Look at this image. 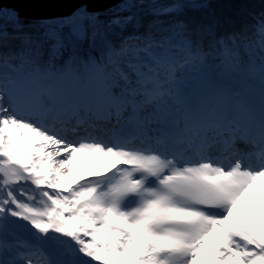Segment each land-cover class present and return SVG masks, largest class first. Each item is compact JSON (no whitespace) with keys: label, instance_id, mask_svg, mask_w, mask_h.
Here are the masks:
<instances>
[{"label":"snow or ice","instance_id":"6c2138e0","mask_svg":"<svg viewBox=\"0 0 264 264\" xmlns=\"http://www.w3.org/2000/svg\"><path fill=\"white\" fill-rule=\"evenodd\" d=\"M142 4L0 6V264H264V11Z\"/></svg>","mask_w":264,"mask_h":264},{"label":"trees","instance_id":"16d2710c","mask_svg":"<svg viewBox=\"0 0 264 264\" xmlns=\"http://www.w3.org/2000/svg\"><path fill=\"white\" fill-rule=\"evenodd\" d=\"M174 0H153L150 1H143L141 8L137 10V15L142 19L143 24L147 27L150 24H157V23H170L175 19H184L183 16H178V14H167L157 17L154 15L152 8L153 6L156 7H164L170 6ZM176 2L184 3L185 0H176ZM207 3L211 5V11L216 14V17L221 21L223 28L222 30L231 31L233 28H239L240 25L249 20L247 16V12H260L264 11V0H206ZM111 9V8H110ZM109 10V9H108ZM103 13L102 19H107L106 11L101 12ZM27 24H34L42 21H33V20H26L23 19ZM229 20L235 21L234 24L227 23ZM11 32L12 29L9 28ZM132 31L131 28L128 29V32L125 33L127 35ZM143 31V29H141ZM247 82L243 83L242 85L247 86ZM252 83V82H251Z\"/></svg>","mask_w":264,"mask_h":264},{"label":"water","instance_id":"95a60500","mask_svg":"<svg viewBox=\"0 0 264 264\" xmlns=\"http://www.w3.org/2000/svg\"><path fill=\"white\" fill-rule=\"evenodd\" d=\"M118 3L120 0H0V6L14 9L22 19L33 21L68 16L81 4H87L90 11L103 12Z\"/></svg>","mask_w":264,"mask_h":264},{"label":"rangeland","instance_id":"374dc122","mask_svg":"<svg viewBox=\"0 0 264 264\" xmlns=\"http://www.w3.org/2000/svg\"><path fill=\"white\" fill-rule=\"evenodd\" d=\"M250 82H252V81H248L247 82V84L248 83H250ZM253 83V82H252ZM243 84V83H242ZM240 85V87L241 88H245L246 87V85ZM248 95L251 97V98H253L257 103H258V94H257V92L256 91H253V90H251V89H249L248 90ZM87 165H85V166H81V167H78L77 168V172H81V171H85L86 169H87Z\"/></svg>","mask_w":264,"mask_h":264},{"label":"bare ground","instance_id":"6f19581e","mask_svg":"<svg viewBox=\"0 0 264 264\" xmlns=\"http://www.w3.org/2000/svg\"><path fill=\"white\" fill-rule=\"evenodd\" d=\"M153 0H150V2H152Z\"/></svg>","mask_w":264,"mask_h":264}]
</instances>
